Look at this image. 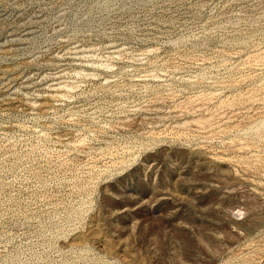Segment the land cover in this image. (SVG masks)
Returning a JSON list of instances; mask_svg holds the SVG:
<instances>
[{
	"label": "rangeland",
	"instance_id": "374dc122",
	"mask_svg": "<svg viewBox=\"0 0 264 264\" xmlns=\"http://www.w3.org/2000/svg\"><path fill=\"white\" fill-rule=\"evenodd\" d=\"M0 264H264V0H0Z\"/></svg>",
	"mask_w": 264,
	"mask_h": 264
},
{
	"label": "bare ground",
	"instance_id": "6f19581e",
	"mask_svg": "<svg viewBox=\"0 0 264 264\" xmlns=\"http://www.w3.org/2000/svg\"><path fill=\"white\" fill-rule=\"evenodd\" d=\"M237 211V210H236ZM240 215V214H239ZM151 248V247H150Z\"/></svg>",
	"mask_w": 264,
	"mask_h": 264
}]
</instances>
